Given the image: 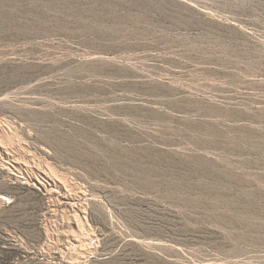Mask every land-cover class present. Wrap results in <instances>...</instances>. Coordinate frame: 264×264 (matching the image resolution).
Segmentation results:
<instances>
[{
    "label": "rangeland",
    "instance_id": "obj_1",
    "mask_svg": "<svg viewBox=\"0 0 264 264\" xmlns=\"http://www.w3.org/2000/svg\"><path fill=\"white\" fill-rule=\"evenodd\" d=\"M0 264H264V0H0Z\"/></svg>",
    "mask_w": 264,
    "mask_h": 264
}]
</instances>
